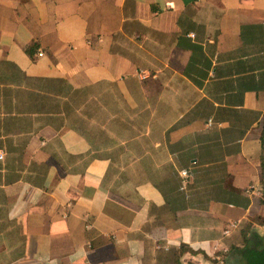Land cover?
Wrapping results in <instances>:
<instances>
[{
    "label": "crops",
    "instance_id": "1",
    "mask_svg": "<svg viewBox=\"0 0 264 264\" xmlns=\"http://www.w3.org/2000/svg\"><path fill=\"white\" fill-rule=\"evenodd\" d=\"M263 122L264 0H0V264L231 261Z\"/></svg>",
    "mask_w": 264,
    "mask_h": 264
},
{
    "label": "trees",
    "instance_id": "2",
    "mask_svg": "<svg viewBox=\"0 0 264 264\" xmlns=\"http://www.w3.org/2000/svg\"><path fill=\"white\" fill-rule=\"evenodd\" d=\"M36 48V43L27 45L25 51L33 57ZM261 168H262V194L264 195V122L261 132ZM248 233L243 235V242L241 244H234L229 247L227 253H232L231 261L220 257H208L211 260V264H264V237L258 234L255 230L247 229ZM183 246H180V250ZM179 251L175 253L173 264H179ZM189 264H197L195 262H189Z\"/></svg>",
    "mask_w": 264,
    "mask_h": 264
},
{
    "label": "built area",
    "instance_id": "3",
    "mask_svg": "<svg viewBox=\"0 0 264 264\" xmlns=\"http://www.w3.org/2000/svg\"><path fill=\"white\" fill-rule=\"evenodd\" d=\"M137 76L140 79H146L150 76V71L145 69V68H139L136 72ZM2 156V154H0V157ZM189 171L187 169H183L181 170V176H182V180L186 181L187 177L189 176Z\"/></svg>",
    "mask_w": 264,
    "mask_h": 264
},
{
    "label": "rangeland",
    "instance_id": "4",
    "mask_svg": "<svg viewBox=\"0 0 264 264\" xmlns=\"http://www.w3.org/2000/svg\"><path fill=\"white\" fill-rule=\"evenodd\" d=\"M260 201L263 203V209L261 210V212L259 214H255L254 216L250 217V221H248L245 225L247 226L252 224V221H258L261 222L264 220V195L261 192V197H260Z\"/></svg>",
    "mask_w": 264,
    "mask_h": 264
}]
</instances>
